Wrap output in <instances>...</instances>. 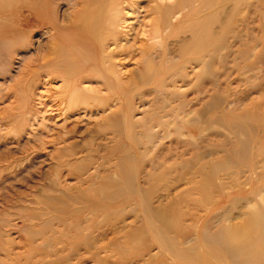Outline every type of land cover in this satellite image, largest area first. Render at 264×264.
Here are the masks:
<instances>
[{
  "label": "rangeland",
  "instance_id": "374dc122",
  "mask_svg": "<svg viewBox=\"0 0 264 264\" xmlns=\"http://www.w3.org/2000/svg\"><path fill=\"white\" fill-rule=\"evenodd\" d=\"M157 1L133 0L147 25ZM184 2L180 34L128 36L119 87L103 82L91 35L76 27L77 10L93 17L97 5L0 0V264H239L209 241L224 229L261 245L251 218L264 209V0H184L172 15ZM194 19L210 33L200 67ZM77 78H99L87 87L101 91L68 110ZM118 97L123 112L109 119ZM120 159L136 190L119 182L112 199L113 176L129 171Z\"/></svg>",
  "mask_w": 264,
  "mask_h": 264
},
{
  "label": "bare ground",
  "instance_id": "6f19581e",
  "mask_svg": "<svg viewBox=\"0 0 264 264\" xmlns=\"http://www.w3.org/2000/svg\"><path fill=\"white\" fill-rule=\"evenodd\" d=\"M183 1L184 0H159L157 1V4L151 10V12H154L157 14L156 21L151 24L148 23L147 25L144 23V20H145L144 18H142L141 20V16L145 15L144 13L146 12H144L141 8L135 11V7L133 6V0H103V1L102 0L101 1L100 0H82V2L86 3L88 7L90 6L92 8L90 10H93L94 5L98 6V13L93 17H91L92 13L85 12L86 14H84V12L81 9L80 10L78 9L77 13L81 17L78 21H76V24H77L76 27L82 29L80 30L81 31L80 34L87 36L88 34H86L85 32H89L91 35V37L88 36V38H90V43L93 44L92 46L97 50V54H98V63L94 65V67L96 68L95 70L103 71L102 77L105 80L103 82L106 83V80L112 81L116 84V86L118 85L119 87H120V84H122V78L120 77V73H121L120 63L122 61L121 55L123 54L126 55V53H129V50H130L129 42L130 41L127 38L128 36L131 35V33H133V36H134V37H131L133 38V42L131 43V45L134 43V40L136 38H139L140 34L141 36L142 35L147 36L149 39L152 40L153 43L156 41H160V43L163 44L165 42L166 37L168 38L169 37L168 35H171L175 31V29H176L175 34L179 33L180 31L183 32L185 30V28H182V26L187 21V18H185V15H184V10L187 7V4H186L187 1L184 2L183 8L178 9L177 13L172 15V9L177 4L183 3ZM215 1L217 0H207L205 6L212 5L215 3ZM127 3L129 4L130 8L126 6ZM135 13L140 16V18L139 17L137 18V15L135 17V21L137 23V30L135 28V25H136L134 24L135 22H129L131 16H133ZM208 18H211V20L213 21L214 18H216V16L210 15ZM195 21H196V24L198 23L197 24L198 27L195 32L193 31L195 33V44H193V47L197 49L198 53L196 54L194 61H195V65L197 64L196 66H199V65L201 66L203 64V60H202L203 57L202 58L199 57L198 54L200 53V48L205 47V44L203 43L204 33L206 35L210 33L207 30V25H205V27L202 25L203 27H201V24L204 23L202 22V19H197ZM171 27H172V31H169ZM177 43L178 42H176V44ZM182 50L184 49L182 48ZM142 51L144 53V50ZM151 56H152L151 52L145 53L146 59L144 61H147L148 63L151 60H153ZM147 67H149V65H147ZM195 73H197L196 70H195ZM199 73L201 74V72H198V75H200ZM203 73L205 74V72ZM148 74H150L148 75L149 78L153 79L154 75L152 74V72H149ZM97 77H101V76H97ZM94 79H99V78H89L88 80H85V81H82L81 79H78V78L75 81L68 80L69 81L68 84L70 86V89L68 90V98H67L68 110L73 109L80 104L87 105L88 103L87 94L91 92L101 91L99 87H87V86H91L92 83L93 84L101 83L100 81H94ZM178 88L180 89V86ZM122 99H123L122 97L113 99V101H117L116 105H114V108L116 107L118 109L111 111V113L108 114L109 119H113L121 115V113L123 112V108L125 106H124V103L122 102ZM252 118L253 117H250V118L247 117V123L244 125L247 129H250V130L252 129L251 126H253L255 122ZM249 119H250V122H249ZM143 122H144L143 120H140L135 123H137L138 125L139 123H143ZM162 129L163 128L160 126L158 127L151 126L148 129V131L150 130L151 135L153 134V135L159 136L160 134H162ZM240 144L241 143L237 144V147L234 148L235 149L234 151L236 153H237V150H239L241 146ZM241 151L244 152L243 147H241ZM231 153H228V155ZM228 155L223 160L228 158V161H230L231 157ZM130 164H131V160L129 159H125V160L120 159V161L118 162L117 169L129 170V171L127 172V175L125 176L126 177L125 179L122 178V176H120L121 174L120 175L117 174L113 176L114 179L110 181L109 186L118 187L119 189L116 192H112V196H111L112 199L113 197H118L121 195V193H124V191H120L122 189V184L124 185V188H126L130 192H134V189L136 190L135 184L133 183V180H132L133 175H134V170L132 168H128ZM202 176L206 182L207 180L210 179L209 176H206V175H202ZM135 177L136 175L134 176V178ZM119 182H122V184L121 183L119 184ZM149 207L150 206H148V208ZM150 210H151V214L153 215V217L157 219L161 223L162 226L166 227L168 224V221L165 220L162 213L158 211L159 208L152 207V209ZM255 214L256 216H253L251 218V224L253 227H255L258 230L257 243H261V245L256 244L252 246L250 249L244 248L242 245L233 241L237 238L234 237L231 234V232H228L226 229H224L219 234L210 236L209 241L216 242L223 250H226L227 253L231 255V257L234 258L235 261H238L239 264H260V262L264 259V209L263 207L261 206V208H259V211H257ZM255 252H260L262 253V255L258 256L256 255Z\"/></svg>",
  "mask_w": 264,
  "mask_h": 264
}]
</instances>
